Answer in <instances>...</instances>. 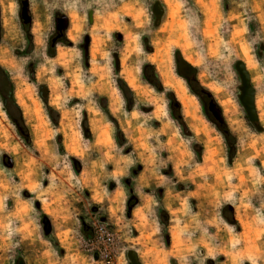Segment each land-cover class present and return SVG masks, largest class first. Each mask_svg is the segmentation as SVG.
<instances>
[{"label": "rangeland", "instance_id": "1", "mask_svg": "<svg viewBox=\"0 0 264 264\" xmlns=\"http://www.w3.org/2000/svg\"><path fill=\"white\" fill-rule=\"evenodd\" d=\"M0 68V264H264V0H0Z\"/></svg>", "mask_w": 264, "mask_h": 264}, {"label": "trees", "instance_id": "2", "mask_svg": "<svg viewBox=\"0 0 264 264\" xmlns=\"http://www.w3.org/2000/svg\"><path fill=\"white\" fill-rule=\"evenodd\" d=\"M179 65H182L184 68V71L186 73L181 72ZM177 74L188 84L190 87L191 84L197 85L199 88V91L201 95H204L207 99L212 101L211 96H209L208 93L204 92L202 88L198 85L195 75H196V70L193 68L190 64L187 62L183 61L182 59L179 58L178 62V69H177ZM43 86L40 87L42 89ZM195 94V93H194ZM198 98L201 95L195 94ZM202 98V97H201ZM43 102L47 104L46 98H42ZM0 102L3 108V111L5 112L6 116L9 118L11 123L16 126L19 130L26 132V128L24 126L23 120H22V113L19 107L17 106L16 102L13 99V86L6 74L1 68H0ZM212 103V102H211ZM219 124L223 127L222 131L224 133V138L226 140V143L228 145V151H229V156L232 158V155L234 154V144L233 142L230 143L229 140H231V136L229 132L227 131L225 125L223 122L220 120ZM26 136V134H25ZM18 264H23L21 261H19Z\"/></svg>", "mask_w": 264, "mask_h": 264}, {"label": "water", "instance_id": "3", "mask_svg": "<svg viewBox=\"0 0 264 264\" xmlns=\"http://www.w3.org/2000/svg\"><path fill=\"white\" fill-rule=\"evenodd\" d=\"M157 8H158V5H155V9ZM235 68L241 80L240 98H239L240 102L248 115L249 121L254 124L258 121L257 113L255 110V100H254L255 91L253 87L251 86L250 78L245 69L244 64L241 62H238L235 65ZM129 259L131 260L133 264H138L136 261V255L134 253H130Z\"/></svg>", "mask_w": 264, "mask_h": 264}, {"label": "bare ground", "instance_id": "4", "mask_svg": "<svg viewBox=\"0 0 264 264\" xmlns=\"http://www.w3.org/2000/svg\"><path fill=\"white\" fill-rule=\"evenodd\" d=\"M172 85V84H171ZM177 90V89H176ZM180 90V89H179ZM181 91V90H180ZM182 95V94H181ZM183 97H184V95H182ZM185 99H186V97H185ZM182 100V99H181ZM189 107V106H188Z\"/></svg>", "mask_w": 264, "mask_h": 264}]
</instances>
